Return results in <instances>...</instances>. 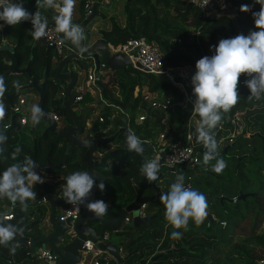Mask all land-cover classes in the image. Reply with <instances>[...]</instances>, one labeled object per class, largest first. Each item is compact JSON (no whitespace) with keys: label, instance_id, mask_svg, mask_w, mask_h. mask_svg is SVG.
I'll return each instance as SVG.
<instances>
[{"label":"trees","instance_id":"1","mask_svg":"<svg viewBox=\"0 0 264 264\" xmlns=\"http://www.w3.org/2000/svg\"><path fill=\"white\" fill-rule=\"evenodd\" d=\"M230 1H232L237 14L235 18H232L228 13H218L212 18L204 19L197 9L182 0H126L123 5V22L118 24L115 19L111 18L109 29L106 31L100 30L98 33L106 43L112 46L124 43L128 39L143 37L147 41L156 43L167 67L195 68V64L200 58L214 54V51H210V49L217 45L221 39L256 30L252 13L241 12L240 8L241 5L247 4L251 6L252 12H258L260 5L255 4L254 0ZM85 2L86 0H76L72 14L73 22L78 23L85 15ZM31 5L36 7L37 10L35 9V11L47 15V10L40 8L36 0H33ZM12 28L20 32L13 53L17 65L24 56L25 59L29 60L27 62H29L30 76L36 82L40 79L45 80V84L42 86L44 99L41 108L43 112L48 114L46 108L50 105L51 111L58 116L59 120L62 117L60 121L68 122L69 117L60 107L56 97L60 89L53 77L52 51L43 49L39 44H32L33 35L30 23L25 22L4 27L6 31ZM22 30L26 32L28 39L31 40L30 43L23 40ZM194 32H197V34L194 35ZM60 35L63 42L66 43L64 34L61 32ZM36 51H38L37 54ZM90 62V60H80L77 63V70L85 69L86 71ZM10 72H12L11 63L6 65L0 61V76L4 77L6 85V91L3 95L6 115L3 121L0 122V128L8 119H11L18 127L17 130H4L7 136L4 155L8 156V159L6 161L0 159V173L15 162L13 153L17 147L21 149L16 154L17 160H23L25 156H30L36 164L50 162L57 165L61 162L63 142L56 140L54 135L50 133L26 138L21 130L28 134L27 132L38 130L40 123L33 125L31 120H28L26 125L19 126L16 115L12 116L9 113V109L15 102L20 90L29 89L27 87L29 77L26 74H22L24 80L21 81L19 78L14 79L10 76L8 74ZM113 76L107 81L115 82V84L109 88L107 86L108 82L100 84V92L104 100L109 105L114 106V109L111 110L110 106L104 107L101 121H97L95 124V130L103 137H114L110 143L102 147L101 152H104L113 143L119 144L117 152L108 157L110 166L105 171L106 174L110 175V179L104 182L105 190L108 186L113 188L118 185L115 187V194L121 195L124 193L125 195L126 192L121 189L122 184L129 185L130 180L134 178L138 186L136 190H138L140 196H153L152 181L146 180L140 171L141 166L148 159L150 148L156 144L159 134L164 132L163 141L165 143L182 142L187 124L196 129L194 122L196 120L200 125V117L197 114H194L193 118H189L195 97L192 95V90L186 87L184 91L187 100H185L183 92L178 86L163 80L161 77L146 74L134 68L117 70L115 76ZM112 79L114 80L112 81ZM246 79L248 77L245 75L240 77L238 87L240 99L228 113L223 114V129L218 132V134H224L233 113L244 112L243 115L246 120L244 133H248V135L242 134L232 144L219 147L220 158L226 162L227 167L217 174L211 170V166L203 164V156L200 155L198 164L192 169L176 168L174 174H172L171 170H165L161 167L158 174V179L163 182L161 190L164 194L175 181V176L182 172L185 176V186H191L199 190L207 198L211 219L206 218L200 225H196L189 220L187 231L184 229L179 230L182 233V238L173 239L171 234L174 229L165 218L164 204L160 199H153L145 204L144 210L146 217L153 215L151 219L143 222L136 229H133L131 225L121 226L122 232L126 233V237L119 244V249L124 256H129L127 260L131 259L130 256L132 257L142 245H153L155 243L154 239L159 238L163 228H166L167 231L161 246L167 248V251L163 257L175 259L173 261L175 264H261V262H264V233H254L259 230L261 223L264 222V98L259 100L248 98L250 91L244 84ZM175 80L179 81L177 77H175ZM14 82L25 85L17 88L14 86ZM112 87H118L119 95H112ZM135 89L138 91L134 98L133 91ZM16 90L17 94L13 96L12 94ZM143 90L152 93L157 91L167 92L172 99V109L163 112L160 109L148 107L147 103L141 101ZM86 100L89 99L87 95H84L81 102L77 103L82 106L80 108L82 124L87 118V112H85L86 109L83 106ZM139 105L144 108L146 118L140 124L134 125L133 119ZM115 112L117 117L111 119L110 117ZM126 114L129 117L127 122L125 119ZM163 118H165V121L161 122ZM119 126H128V129H131L145 142L143 144V155L128 150L126 140H124L126 137L123 138V135H126L127 132L121 130ZM17 133H21L20 138ZM24 139H26V143L23 142ZM211 163L215 164V161ZM83 169L82 160L68 156L65 164L62 167L51 169L50 174L53 177H60L57 185L60 192L63 193L65 178L71 173L83 171ZM258 174H263V178L257 179ZM199 177H201L200 181L197 180ZM34 190L37 192L38 197H41L43 192H52V187L48 183L38 184ZM239 194L244 197L237 199ZM125 196L124 201L127 204L133 200L134 188L132 186L130 192ZM107 198L108 195L105 191H97L96 200L105 201ZM4 202L13 205L10 223L18 224L22 220L23 223L20 226L28 219L27 213L33 210L28 207L29 211L21 212L19 203L13 204L7 199H0V206ZM125 202L120 206H114L111 213H115L116 208L125 206ZM29 203L31 201H28ZM35 208L37 207L35 206ZM155 208L156 210H154ZM42 216L41 211L39 217ZM165 222L166 224H164ZM220 223H223L224 226H221ZM241 234L243 238L230 245L232 237L234 235L241 236ZM169 244H172L170 250H168ZM255 247L257 250H254ZM217 249H220V251ZM27 251L28 248L22 242H20V247L17 248L15 254L9 252V247L0 245V264H5L8 256H10V262L20 261V264H24ZM181 259H187L188 263L185 260L181 262Z\"/></svg>","mask_w":264,"mask_h":264},{"label":"clouds","instance_id":"2","mask_svg":"<svg viewBox=\"0 0 264 264\" xmlns=\"http://www.w3.org/2000/svg\"><path fill=\"white\" fill-rule=\"evenodd\" d=\"M254 2L260 5L258 12H252L251 6L247 4L241 5L240 11L252 13L256 30L250 31L247 35L240 33L234 37L221 39L210 49L214 51L213 55L204 56L196 62V71L191 77L192 95L195 97L192 102V112L200 117V125L197 129L198 141L206 149L203 154V164L211 166V170L217 174L221 173L227 165L220 158L219 144L215 138L214 129L221 124L223 114L228 113L238 103L240 77L242 75L248 77L244 84L250 91L249 99L264 98V0H254ZM36 3L40 8H59L60 14L56 17L57 31L62 32L64 38L74 46L81 48V42L85 39L84 29L79 24L72 23L76 0H36ZM0 22H2L0 30L4 26L30 23L32 35L36 39L46 35L49 25L48 17L40 11H29L25 7L24 0H0ZM109 45L107 48L112 53ZM83 50L81 48V51ZM105 73L109 72L106 70ZM14 86L20 87L18 82H14ZM5 91V80L3 76H0V122L6 115V106L3 103ZM169 98L171 100L170 96ZM109 106L111 110L114 109V106L104 102V107ZM140 108L145 113L144 108ZM30 113L33 125L39 124L47 115L35 104L31 106ZM241 113L243 115V112ZM100 117L102 119V116ZM112 117L113 114L110 118ZM242 134H248L244 133V127L240 135ZM6 141L7 136L4 130L0 129V159L5 161L8 159V156L4 155ZM144 143L131 129L127 131L126 145L130 152L143 155ZM20 151L19 147L15 149L13 153L15 162L0 173V199H7L13 204L19 203L22 211H27L28 201L38 198L34 190L35 186L43 184L45 177L42 170L37 171L39 165L30 156H25L23 160L16 159V154ZM106 152L108 150L102 153ZM212 161H215V164H212ZM160 169V158L157 156L150 160L146 159L140 171L146 180L156 182ZM96 174L89 171L71 173L65 178L63 196L65 202L72 205L76 211H79L81 207H86L95 216L103 217L110 206L103 200L91 199L94 186L98 187L101 192L105 190L104 179ZM161 202L165 207V218L174 229L171 234L173 239L182 238L179 230L187 231L189 220L200 225L209 215L207 198L199 190L185 186V176L182 172L175 176V181L170 185L169 190L161 195ZM22 223V220L18 224L8 223L6 216L0 213V245L10 247L13 254L20 247L17 237H22L24 234V228L20 226ZM26 247L28 248L27 245Z\"/></svg>","mask_w":264,"mask_h":264},{"label":"water","instance_id":"3","mask_svg":"<svg viewBox=\"0 0 264 264\" xmlns=\"http://www.w3.org/2000/svg\"><path fill=\"white\" fill-rule=\"evenodd\" d=\"M91 1L89 13L85 14L77 23L83 29H85L87 23L99 14L97 7H109L111 5V0H107L103 5L97 0ZM27 2L28 0H24L25 5ZM31 2L28 5L33 7ZM26 8L31 12H35V9ZM59 14L60 11L57 12L52 8H47V15H43L48 17L50 24H56V17ZM72 23H74L73 20ZM65 41L69 46L70 52L53 61V77L58 86L63 89L64 95L57 97V101L60 104V107L68 115L69 121H60V124L57 125L49 116H46L41 120L45 124L42 134H53L56 140L63 142L61 162L57 165H53L50 162L37 164L39 165L37 171L42 170L45 173H49L51 169L62 167L68 156H73L75 159L82 160L84 164L83 171H89L90 173L95 172L97 173L96 175L104 179L103 182H105L110 179V175L105 174L106 168L110 166L108 157L114 155L117 150L108 151L99 158L95 156V152L100 151L102 147L105 144L110 143L114 137L98 136V132L95 130V124L98 119L95 118L89 123V126H86V120H84L85 122L82 124V116L74 111L73 99L77 95V93L74 92V88L78 83L77 74L79 73L76 72L77 63L80 60H90L96 70L106 67L108 72H114L117 69L124 70L126 68H134L141 72H144V70L138 64L132 65L126 55L122 53H110L107 48V43L101 38L90 41V39L85 36V39L81 42V48L84 49L83 51H81V48L74 46L67 39H65ZM5 50L12 52L11 47L5 42H2L0 44V51ZM12 72L25 73L30 78L27 87L36 92L38 99L36 105L41 108L44 99L42 86L45 84V80H43L41 84H37L36 80L30 76L28 64L24 69L20 70L17 68V62H15ZM9 129L17 130L18 127L11 123ZM4 133H6V131H4ZM151 185L154 192L153 196L143 197L135 191V197L131 202H128V204L123 207L116 208L115 213L107 214L103 217H97L89 212L86 207H81L80 214L71 224L66 221H60L56 218L57 213L55 205L58 201L57 195L43 192L41 197H38L29 205L34 206L43 200V203L49 208L48 215L46 217L38 218L30 223L29 227H34L33 236L17 237L19 242L29 244L28 254H25L26 261L24 264H45L40 259L32 260L29 258V255L37 246L49 247L50 251L56 257V262L54 264H78L80 259L78 250L85 240L95 243V247L105 252L115 264H123L129 256H121L118 252V245L126 237V233L119 232L112 234L111 238L117 237V242L119 244L111 241L112 239L104 242L99 239L103 231L106 229H110L111 231L117 230L127 214L131 215V225L133 229L138 228L143 222H146L153 217L152 215L140 219L136 212L140 204H146L153 199L161 200L162 194L158 187L155 186V181H152ZM98 190L99 188L94 186L91 199L96 200ZM58 192L59 194L61 193L60 190ZM243 197L242 194H239L237 199H242ZM109 209L111 210L112 207H109ZM207 219L210 220L211 217L208 215ZM95 224L97 225V229H94L93 227ZM21 227L24 228L25 225L23 224Z\"/></svg>","mask_w":264,"mask_h":264},{"label":"built area","instance_id":"4","mask_svg":"<svg viewBox=\"0 0 264 264\" xmlns=\"http://www.w3.org/2000/svg\"><path fill=\"white\" fill-rule=\"evenodd\" d=\"M102 5L107 2V0H97ZM185 3L193 6L200 15L204 19L212 18V16L218 13H228L232 18L236 17V11L233 8L232 1L230 0H182ZM91 0H86L84 4V12L85 14L89 13V8L91 4ZM2 23V22H0ZM5 27V26H4ZM1 31V30H0ZM61 32L57 31L56 24L48 25V30L46 35L39 38V40L43 43V45L50 49L53 53L52 58L54 60L63 57L69 49V47L62 41ZM247 32L245 35H247ZM109 49L112 53H122L128 57L132 65L138 64L143 70V73L151 74L157 77H161L163 80L178 86L183 92L184 99L187 100L185 91L180 85L178 81L175 80V76L177 73H173L174 70H178L177 68H169L165 65L163 55L158 49V46L153 41H147L143 37L128 39L124 43L117 44L115 46L109 45ZM85 79L82 83H78L74 88V92L77 95L74 97V108L78 102H81L83 96L87 92H94L98 89V83L102 82V72L101 69L96 70L93 68L92 70H87ZM184 71L182 70L183 74ZM61 88V87H60ZM60 96L64 95L63 89L58 92ZM141 101L146 102L148 107L157 108L162 110L163 112H167L171 110L172 101L169 97L158 101L155 97L150 93H144L141 96ZM24 100L22 98H18L9 109V113L13 116L16 115L17 123L19 126H24L28 121L26 116L24 115ZM193 108V103H192ZM194 113L191 112L189 118H193ZM242 113L235 112L231 115L229 126L224 131V134H218L220 130L223 129V122L214 129L215 138L219 144V147L224 145H229L234 142L237 136L242 133L243 125L240 120ZM53 121L56 122L57 125L60 124L59 118L55 114H51L49 116ZM146 118V114L143 112L142 115H138L135 119L136 122H142ZM98 121H101V117L98 118ZM165 120L162 119L161 122ZM196 129L192 128L190 124H187V130L185 132L184 138L182 142H174V143H165L163 141L164 132L159 134V145L154 150L152 158L159 157L161 167L165 170L169 169L174 174L176 168H185L192 169L199 162V156L204 154L206 149L203 144L198 141V132L197 129L199 127V123L194 120ZM12 120L8 119L6 122L2 124V130H8L10 128ZM14 124V123H13ZM104 153L97 151L95 152V156L97 158L101 157ZM160 193L162 189V184L157 186ZM63 196V193H60V196ZM43 199V197H42ZM63 200V201H62ZM234 201V199H232ZM62 205L59 212L56 215V218L60 221H66L71 224L80 214L79 211H76L72 205L65 202V198L61 199ZM43 202V200H42ZM13 208L12 205L8 206L6 213L2 215L6 216L7 221L12 219V214L10 210ZM145 203L140 204L137 209V216L140 219L146 217L145 213ZM131 219L125 216L122 220L123 223H128ZM221 226H224L223 223H220ZM121 227V226H120ZM122 231L120 228L113 231L118 232ZM110 232L103 231L99 240L102 242L109 240ZM28 246L29 244L26 243ZM79 252V263L78 264H111V258L103 251L97 249L95 247V243H92L88 240L83 241ZM120 252V249L119 251ZM28 254V252L26 253ZM29 258L32 260L40 259L45 264H54L56 262V257L50 251L48 246H37L34 248L32 253L29 255Z\"/></svg>","mask_w":264,"mask_h":264},{"label":"crops","instance_id":"5","mask_svg":"<svg viewBox=\"0 0 264 264\" xmlns=\"http://www.w3.org/2000/svg\"><path fill=\"white\" fill-rule=\"evenodd\" d=\"M32 0H28V2H27V4L25 5L26 7H28V8H31V9H36V7H30L28 4H30V2H31ZM111 2H112V0H111ZM46 10H47V8H45ZM37 10V9H36ZM54 11H57V12H59L60 10H59V8H55V9H53ZM34 12V11H33ZM106 18H108V16H105ZM104 21H106V20H104ZM116 22H117V20H116ZM75 23V22H74ZM118 23V22H117ZM75 24H77V23H75ZM119 24V23H118ZM26 27V26H25ZM86 28V27H85ZM88 29H90L91 31H94L95 30V28L94 27H92V26H89V28ZM101 29H104L105 31L106 30H108L109 29V22H107V23H105L104 24V27L103 28H101ZM19 31H15L13 28L12 29H9V30H5L4 28L0 31V40H1V43L2 42H5L9 47H11V49H12V52H9L8 50H5V51H0V57H1V59H0V61L1 62H3L4 64H6V65H9L10 63H11V65H12V68H13V66H14V64H15V62L17 61L16 60V58H15V56L13 55V53H14V46L17 44V42H18V40H19ZM21 36H22V38H23V40L24 41H26V42H29L30 43V41L31 40H29L28 39V37H27V35H26V32L24 31V30H22L21 31ZM94 37L92 38H90V41H93V40H96V38H101L100 36H99V33L97 32L95 35H93ZM102 39V38H101ZM32 40H33V42H32V44H39V45H41L42 47H43V49H47L44 45H43V43L39 40V39H36V38H34V37H32ZM66 44V43H65ZM67 45V44H66ZM108 43H107V47H108ZM68 46V45H67ZM69 47V46H68ZM39 51V50H38ZM38 51H36V54H37V52ZM70 52V50H68V52L67 53H69ZM53 54V53H52ZM10 56V57H9ZM11 56H13L12 58H11ZM27 61H29V60H27V58L25 59V57L23 56L21 59H20V63H19V65H17V68H21L20 70H22V69H24L25 68V66L28 64V66H29V62H27ZM51 61H54V59L53 58H51ZM39 68V67H38ZM94 68V65H93V63H92V61L90 62V65L86 68V71H85V75H84V77H83V80L85 79V76H86V73L88 72L87 70H92ZM106 69V67H103L102 69H101V72H102V75H101V78H102V82H100V83H98V89H97V91H94V92H92V93H90V92H87V93H85L84 95L86 96L87 95V97H88V99L89 100H86L85 102H84V104H83V106H84V108L86 109L85 110V112H87V118H86V126H89V123H91V121L92 120H94L95 118H99L101 115H102V113H103V109H104V102L105 103H107L105 100H104V98H103V96H102V93L100 92V84H106L108 81V79L109 78H112V76L114 75L115 76V72L117 71V70H120V69H117L116 71H114V72H109V73H105V71L107 70H105ZM182 70L184 71V73L183 74H181L182 73ZM195 68L194 69H178V70H174L173 71V73H177V75H179V76H175V77H177L178 78V80H179V78L180 79H189V75L188 74H190L191 76H193L194 75V73H195ZM76 72H78V71H76ZM10 76H12V77H14V79H21V81H23L24 80V78H22V74H25V73H18V72H10V73H8ZM77 74V73H76ZM113 76V77H114ZM29 80H30V78H29ZM29 80H28V82H29ZM114 79H112V81H113ZM179 83H180V85L181 84H187V85H191V78L189 79V81H184V80H179L178 81ZM37 84H41L42 83V79H40L38 82H36ZM79 83V82H78ZM28 84V83H27ZM115 84V82H113V83H111V82H108L107 83V86H108V88L110 87V86H112V85H114ZM25 85V84H24ZM23 84H21L20 85V87L19 88H21L22 86H24ZM184 88V87H183ZM191 90H192V85L189 87ZM29 89H31V88H29ZM28 89V90H29ZM59 89L61 90V88L59 87ZM33 90V89H32ZM59 90V91H60ZM111 90H112V95L114 94V95H119V91H118V87H112L111 88ZM137 89H135L134 91H133V97L135 98L136 97V95H137ZM43 92V91H42ZM143 92V93H142ZM141 93L142 94H144V93H150V94H152V96L153 97H155V99H157L156 97L158 96V94L160 95V93L161 92H159V91H157V92H148V91H146V90H143ZM164 92V91H163ZM167 93V92H166ZM17 94V90H16V92L14 93V94H12L13 96L14 95H16ZM19 95H20V93H18ZM17 94V97H16V99H15V101H17V99L18 98H22L23 100H24V105H23V108H24V110H25V105H27V102L25 101V99L23 98V97H21V96H19ZM161 95H165V93H162ZM57 97H60V95H59V93L56 95ZM168 96H170L168 93L165 95V96H163V97H161V96H158V97H160V98H162V99H164V98H166V97H168ZM161 99V100H162ZM159 101V100H158ZM36 103V102H35ZM146 103V102H145ZM108 104V103H107ZM82 107V106H81ZM141 107V105H139L138 107H137V112L135 113V115H134V119H133V124L134 125H138V124H140L141 122H136L135 121V119H136V117L138 116V115H142L141 113V111H142V109L140 108ZM51 114H54L52 111L50 112V113H48L47 115L48 116H50ZM56 115V114H55ZM57 116V115H56ZM57 118H58V116H57ZM29 119V118H28ZM27 119V120H28ZM125 119H126V122H127V120L129 119V117H128V115L126 114L125 115ZM27 123V122H26ZM26 125V124H25ZM127 125H128V123H127ZM120 128H121V130H124L125 132H127L129 129H128V126L127 127H125V126H122V127H124L123 129H122V127L121 126H119ZM11 130H14V129H11ZM97 135L98 136H102L100 133H97ZM158 145H159V135H158V137H157V141H156V144L154 145V146H152L151 148H150V153H149V155H148V159H152V156H153V152H154V150H156V148L158 147ZM118 146H119V144L117 143V144H111L106 150H108V151H112V150H118L119 148H118ZM117 152V151H116ZM42 174L44 175V177H45V182L43 183V184H45V183H48V184H50V186L52 187V192H48L49 194H51V195H57V197H58V201H57V203H56V205H55V210H56V213H58L59 212V210H60V208H61V205H62V201H61V199H62V195L60 196V194H59V186L57 185L58 184V182H59V179H60V177H53L51 174H50V172L49 173H45V172H43L42 171ZM105 174H106V172H105ZM159 180V179H158ZM157 180V181H158ZM131 182H130V184L129 185H127V184H125V183H123L122 184V186H121V189H122V191L123 192H126L125 193V195L128 193V192H130V189H131V186L134 188V197H135V191H137L138 192V190H136V188L138 187L137 186V182L134 180V178L133 179H131L130 180ZM155 182V185H157L158 186V184H163V182L161 183H159V182ZM116 186H118V185H115V187ZM115 187H111V186H108L107 188H106V190H105V193L108 195V198L107 199H105V202L108 204V205H110V207H112V209H113V207L114 206H117V205H121V204H123V202H125L124 201V199L126 198V196L124 195V193H122L121 195H116L115 194V192H116V190H115ZM129 187H130V189H129ZM121 191V192H122ZM161 194H163V192H162V190H161ZM42 195H43V193H42ZM41 195V196H42ZM144 197V196H143ZM146 197H148V196H146ZM32 202V201H31ZM126 203V202H125ZM127 204V203H126ZM4 205V204H3ZM40 207H39V206ZM8 206H10V205H8ZM8 206L6 207L5 205L4 206H0V213H6V211H7V208H8ZM13 206V205H12ZM35 206L37 207V208H35ZM29 207L30 208H32V209H30V210H32V211H29V210H27V211H29L27 214V220L24 222V225H25V227H24V234H23V236H25V235H28L29 237L31 236V235H33L34 234V227H32V226H30L29 227V225H30V223L32 222V221H34V220H36V219H38V218H40L39 216H40V212L42 211V213H43V216L42 217H46L47 215H48V213H49V208H48V206L45 204V203H43V202H40V203H37L36 205H34V206H32V205H29ZM13 209V208H12ZM12 209L10 210V212L12 211ZM111 209V210H112ZM35 210V211H34ZM111 210L109 209L108 210V212H107V214H112L111 213ZM154 210H156V208L154 209ZM110 211V212H109ZM106 214V215H107ZM126 216H128L129 218H130V214H127ZM8 223H10V221H7ZM164 224H166V222L164 223ZM128 225H131V219H130V221L128 222V223H121V225L120 226H124V227H127ZM94 229H97V225L95 224L94 226ZM131 227H132V225H131ZM120 228V227H119ZM28 231V232H27ZM105 231H107V232H110V236H109V240H111L112 238H111V236H112V234H114V233H119L120 231H118V232H114V233H112L113 231H111L110 229H106ZM166 229H163V232H162V234H161V236L159 237V238H155L154 239V244L153 245H142L141 247H139L136 251H135V253L133 254V256L131 257L130 256V258L131 259H129V260H126L123 264H175V262H173V261H175V259H171V258H164L163 257V255L166 253V251H167V248H164V246H161L162 245V243H163V239H164V237H165V233H166ZM122 232V231H121ZM111 241H113V242H115V243H117V244H119L117 241H118V238L117 237H114ZM120 245H118V247H119ZM172 248V244H169V246H168V250H170ZM9 252L11 253V249H10V247H9ZM120 255L121 256H124V254L121 252V250H120ZM187 261V263H188V260L187 259H181L180 261L181 262H183V261ZM111 263H114L113 261L111 262ZM189 264V263H188Z\"/></svg>","mask_w":264,"mask_h":264},{"label":"rangeland","instance_id":"6","mask_svg":"<svg viewBox=\"0 0 264 264\" xmlns=\"http://www.w3.org/2000/svg\"><path fill=\"white\" fill-rule=\"evenodd\" d=\"M125 1L126 0H112L111 5L109 7H104V6L97 7V10H98L99 14L95 18H93L89 23H87L86 28L84 29L85 36L90 39L91 37L93 38L94 37L93 35H95L100 30L105 31L104 29H101V28H103L104 27V24L107 23V22H109V24H110V19L111 18L117 20V22L119 24H121L123 22V20H124L123 5H124V2ZM151 1H154V0H151ZM105 16H108V18H106ZM104 20H106V21H104ZM89 26L94 27L95 30L94 31H91L90 29H88ZM196 34H197V32H194V35H196ZM99 36H100V34H99ZM53 66H54V63L52 64V67ZM77 71L79 72L77 74V80H78L79 83H82L83 82V77L85 75V69H80V70H77ZM188 75H189V79H190L192 76L190 74H188ZM189 79H180L179 78V80H184V81H189ZM181 85H182V87H184V89L186 87L189 88L191 86V85H187V84H184V83L181 84ZM159 92H161V93H160V95L158 94V96H161V97H163V96H165L167 94L166 92H163V91H159ZM19 93H20L19 96L23 97L25 99V101L27 102V105H25L24 115L26 116L27 119L29 118L28 120H31L30 119V116H31L30 108H31V106L33 104L36 105L37 100H38L37 99V94L32 89H29V90L21 89ZM162 93H165V95H161ZM158 96L156 97L157 100L161 101L162 98H160ZM80 108H81L80 104H76V107L74 108V111L76 113H79L80 114ZM46 110H48V113H50L51 112V106L48 105L47 108H46ZM115 111L118 113L117 110H115ZM116 112L113 113V117L112 118H116L117 117V113ZM141 112H142L141 114H143V111H141ZM243 114H244V112H243ZM60 120H62V117L60 118ZM240 120H241V122L243 124V127H245L246 120L244 119V115H241ZM30 124H31V122L29 123V127H30ZM44 125L45 124L41 121L40 122V127L38 128V130H36V131L34 130L33 132H27L28 134H26L24 130H21V131L24 133V135L26 136V138H30L29 136L32 137V136H36V135L42 134L43 129H44ZM20 134L21 133H17V136L19 137ZM12 135H14V133H12ZM247 135L248 134H245V136H247ZM125 137H126V135H123V138H125ZM124 140H126V139H124ZM23 142L26 143L27 142L26 139H24ZM239 143L242 144L241 141H239ZM201 177H199L197 180L200 181L201 180ZM258 178L262 179L263 178V174H258L257 179ZM208 179H210V178H208ZM158 182L159 183L162 182L161 179ZM158 185H160V184H158ZM129 189H130V187H129ZM4 205L7 207L8 205H12V204H9L7 202H4ZM4 205H2V206H4ZM19 208H20L21 212H24V211H22V209H21L20 206H19ZM120 229L123 231L122 227H120ZM163 229H166V228H163ZM248 230H249V228H248ZM254 233H264V222L261 223V227L259 228V230L258 231H255ZM25 236H28V235H25ZM242 236H243L242 234H241V236L234 235L232 237V240L230 241V245H232L233 243L239 241L241 238H243ZM217 250L220 251V249H217ZM254 250H257V248L255 247ZM215 264H217V263H215Z\"/></svg>","mask_w":264,"mask_h":264},{"label":"flooded vegetation","instance_id":"7","mask_svg":"<svg viewBox=\"0 0 264 264\" xmlns=\"http://www.w3.org/2000/svg\"><path fill=\"white\" fill-rule=\"evenodd\" d=\"M20 261L10 262V256H8L5 264H20Z\"/></svg>","mask_w":264,"mask_h":264}]
</instances>
